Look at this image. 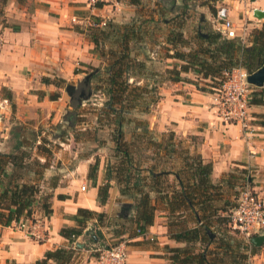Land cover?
Masks as SVG:
<instances>
[{"label": "crops", "instance_id": "0c3cea01", "mask_svg": "<svg viewBox=\"0 0 264 264\" xmlns=\"http://www.w3.org/2000/svg\"><path fill=\"white\" fill-rule=\"evenodd\" d=\"M86 1L37 0L39 4L32 11L30 19L21 16L14 22L18 26L17 30L0 27V92L9 93L11 100L12 94L14 97L11 102L5 95L1 96L3 101L11 102V104L2 102L4 109L9 105L21 108L25 98L23 100L20 98L29 97L24 107L30 110L31 97L37 94L33 90L35 89L33 82L39 77L51 74L67 77L72 74L78 62L94 65L96 60L89 51L92 47L90 40L81 33H75L72 23L89 27L91 16L98 19L110 16L115 18L114 21L127 20L136 10L134 4L128 0L125 1V8L122 7L121 0H110V3H103L102 6L94 8L89 7ZM12 3L14 4V1ZM253 7H264V0L253 1ZM77 13L80 16H77ZM119 16L123 17L118 18ZM193 74L192 71L182 72L183 80L176 82L158 80L159 98L149 114V126L160 133L169 129L173 133L176 149L184 150L189 155L199 154L202 162H210L212 165L210 177L213 183L228 173L238 176L244 170L250 176L249 186L264 201V126L259 123L260 117L251 114L255 109H258L259 113L263 112L262 106H250L251 119L248 131L242 130L238 124L225 123L212 104L211 87L209 91L201 90L194 81L186 80L192 78ZM178 150L174 155H178ZM81 158L83 159L77 160L74 167L67 169L65 174L80 175L77 177L79 180L91 182L92 180L88 178L91 158L84 156ZM171 160L177 161L173 167L175 170L183 163L178 156ZM173 177L174 175H169V180L178 188ZM239 180L232 179L228 183L231 185L227 184L224 187L229 190L237 188ZM61 181L55 185L45 181L47 188L51 190L48 199L51 213L45 214L40 203L33 212V217L41 222L45 232L42 240H36L12 225H0V264H35L47 250L68 246L69 241L59 234V230L63 226H76L73 216L77 209L82 207L98 212L107 211L116 204L115 199L120 194L119 185L111 179L106 203L99 202L98 187L106 182L100 170L94 185L91 184L85 191H81L79 187L78 191L68 192ZM59 194L63 197L59 198ZM149 194L155 204V211L153 223L145 233L132 238L127 232L118 235L122 229L118 230L116 223L111 225L112 229L109 230L108 223L94 226L91 219L83 234L77 237L82 241L87 234L92 242L88 247L90 249H86L80 256H73L69 264H99L97 256L92 253L96 249L92 246L104 245L105 241L109 242L108 240L118 241L124 245L126 249L124 264H173L169 258V248L183 247L185 242L172 239L169 234L179 228L178 221H183L181 225L184 228L198 224L189 210L170 211L168 206L170 192L165 196L159 192ZM103 228H107V235ZM97 230H100L103 238L98 239L95 234ZM227 233L234 234L233 238L241 242L244 253L249 252L244 249L246 245L250 246L249 243L233 231ZM123 240L125 243H122ZM194 244L197 252L200 244L198 242ZM72 246L74 249L76 246L84 247L83 243L79 245L76 239ZM212 247L213 245H210V248ZM255 247V252L248 256V264H264V241Z\"/></svg>", "mask_w": 264, "mask_h": 264}, {"label": "trees", "instance_id": "16d2710c", "mask_svg": "<svg viewBox=\"0 0 264 264\" xmlns=\"http://www.w3.org/2000/svg\"><path fill=\"white\" fill-rule=\"evenodd\" d=\"M19 5H23L25 0H13ZM138 1V0H136ZM9 0H0V27H11L17 30L16 24H8L4 7ZM164 2L174 5V0H164ZM171 10V9H170ZM107 25V22H106ZM98 32H91L90 39L94 44L95 51L100 55H108L107 63L104 67L106 77L103 85H99L101 93L104 96L103 111L113 119V154L116 159L111 171L105 174L106 182L98 187V198L101 204H105L108 199L109 181L114 179L119 185V193L131 199V208L133 209L131 217V227L121 228L120 233H128L130 238L137 237L145 233L146 229L153 223L155 204L150 197V192H159L164 196L170 192L168 206L170 211L174 209L189 210L196 219L197 226L184 228L181 222H177L178 229L169 234L170 238L177 241H184L183 247H171L170 261L173 264H248L249 254H253L255 246H245L243 252L241 242L230 236L225 229V219L221 212H225L222 204L214 203L215 196H218L222 188L231 182L232 179L244 180L245 186H249L250 176L243 170L241 173L234 175L228 173L221 179L213 183L211 181L212 165L210 162H202L200 155H189L184 150L176 149L173 141V133L169 132L168 142L157 144L156 154L160 157L171 156L178 150L179 157L183 163L177 170L173 166L156 169L155 166L143 168L138 166L132 157V141H127L124 137V120L126 114L137 110L141 113L148 114L150 107L158 101L157 91L158 80L180 81L183 80L182 72L192 71L201 75L203 78L218 79L225 69L232 67H242L247 72L252 73L264 64V23L261 28L255 29L251 34L249 45H241L237 38L227 39L221 37L218 32H198L195 36L197 39L196 46H190V38L185 37L179 25L167 30L164 35L162 45L167 44L174 51L171 57L179 59L182 64L165 68L163 72L148 70L146 66L147 56L144 50L146 39H151L148 30L140 22H128L125 24L111 23L110 31H100V28H91ZM148 33V35H147ZM102 37H108V40L116 47L103 51L104 45ZM105 41V39H104ZM103 43V44H102ZM153 42L152 44H155ZM151 44V42H149ZM187 47V51H181L176 48ZM133 46L143 49L144 60L138 59V56L132 54ZM90 79L99 77L100 70L95 68ZM161 78V79H160ZM129 79L133 80V86L130 85ZM62 80V79H61ZM144 84H137L138 81ZM41 81L45 84L58 83L50 80L49 77H42ZM60 81V80H59ZM251 105L264 107V87L252 86ZM203 90V89H201ZM8 100H11L9 93L5 94ZM56 99L54 96L51 100ZM73 107L78 106L72 103ZM69 119L73 122L75 117L74 110L69 111ZM259 123L264 126V112L259 114ZM149 124L144 120L134 125L133 134L138 138H144L146 134H152L149 130ZM141 129L140 132H136ZM11 136L14 143L10 152L0 151V225L8 226L13 221L20 218L34 220V209L40 203L45 214L51 213V206L48 201L51 194L44 197V202H37L38 193L40 192L36 179H25L24 170L27 169L24 162L26 154L22 150L25 146V138L19 130H12ZM40 147V146H36ZM135 147V146H134ZM96 166L91 165L88 178L92 180L93 185L96 179ZM147 173H144V172ZM169 175H174L178 188L173 181L169 180ZM231 185V184H228ZM250 187V186H249ZM242 188V189H243ZM161 195V196H163ZM58 197H63L59 194ZM236 201L229 208L227 217L235 207ZM103 212H96L88 208H78L73 219L76 226H63L59 234L69 241L66 247H58L53 250H47L44 256L37 260L35 264H69L74 256L73 242L77 237L83 234L84 229L91 219H95L94 226L99 225ZM229 224V217L227 219ZM175 224V223H174ZM213 237L210 234H214ZM217 233V234H216ZM98 239L103 238L100 230L95 231ZM199 243L200 248L195 252V244ZM115 245V244H114ZM210 245H213L210 248ZM104 247H108L104 242ZM209 255V257H208Z\"/></svg>", "mask_w": 264, "mask_h": 264}, {"label": "rangeland", "instance_id": "374dc122", "mask_svg": "<svg viewBox=\"0 0 264 264\" xmlns=\"http://www.w3.org/2000/svg\"><path fill=\"white\" fill-rule=\"evenodd\" d=\"M12 1L9 0L3 11L10 25L15 24L14 22H17L21 16L30 19L32 11L39 4L37 0H25L23 5H19L15 1L13 4ZM125 1L121 0L123 8H125ZM128 1L133 3L136 8L135 13L131 16L132 19L129 17L127 20L114 21L113 19L115 18L106 16L103 19L106 20L107 25L101 27L100 31H110L111 23L125 24L130 21L142 23L144 29L148 30L149 34L153 36L151 39L144 37L143 39H146V42L143 46L148 59L146 60V66L148 70L151 69L155 72H163L165 66L171 68L174 65L178 66L182 64L179 59L171 57L174 51L171 46L168 47L167 44L162 45L160 43L163 42L167 30L173 28L175 25H179L184 36L190 38V46L195 47L197 42L195 35L198 32H217L215 27L218 25L216 9L219 5H225L230 8L229 15L237 26V32L244 36V40L236 39L241 45H249L252 32L255 29L261 28L264 23V17L258 18L253 14V9L257 8L253 7V1L255 0H174V5L170 7V3L164 2V0ZM104 3L108 4L110 0ZM102 4L99 3L97 6H102ZM18 7H22V9ZM77 16L80 15L77 13ZM120 17L123 16H119L118 18ZM91 20H98V17L91 16ZM71 25L75 33H81L90 40L92 47L89 51L96 60L94 65L78 62L71 72L72 74L67 77H60L57 74L46 76L50 80L56 81L58 83L57 86L43 83L41 78L44 76L37 78V81L33 82V88H35L33 90L37 94L31 97L32 104L30 110L28 107H24V103H26L29 97L20 98L21 100L25 98L21 108L19 106L15 108L14 105H9L8 108L4 109L1 103L8 101H3L1 98V96L6 94L5 91L0 92V151H11L14 143L11 131L13 129L19 130L25 138V146L22 150L26 154L24 162L27 169L24 170V175L26 180L36 179L37 186L40 190L37 202H44V197L51 193L45 181L52 182L55 185L59 180H62L60 183L65 185L68 192L78 191L79 187L83 184L86 189H89L91 184L93 185L92 181L89 182L85 179L79 180L77 177H80V175L65 174L67 169L74 167L77 160L83 159L81 156L91 158L89 170L91 165L97 162L96 169L94 170H96V174L100 170L101 176H105L107 172L111 171L112 165L117 162L112 156L114 147L112 140L114 128L112 123L113 119L102 110L105 98L101 93V89H98L99 85H103V80L106 77L104 67L107 63L108 55H100L93 48L94 44L90 39V33L98 31L91 30L84 25H75L73 23ZM102 39L104 42V45H102L103 51H108L109 48L116 47L115 44H112L108 40V37H102ZM153 42L156 43L152 44ZM176 48L181 51L188 50L187 47H181L179 45ZM132 54L138 56V59L144 60L143 49L133 46ZM95 68H98L101 73L99 77L90 79V74L95 72ZM193 73L192 78H186V80L194 81L200 89L209 91L210 86H215L218 83L217 79L203 78L201 75L195 72ZM87 75L89 77L86 79L85 76ZM129 83L133 86L132 79H129ZM137 84L142 85L144 82L140 80ZM69 91H71V94H69ZM52 96L56 99L51 100ZM12 100H14L13 94ZM11 102L9 101L8 103L11 104ZM73 102L77 103L78 106L73 107ZM152 108L153 106L150 107L148 114L134 110L132 113L125 115L126 119L124 120L123 127L124 137L127 141H132L135 146L131 148L133 161L143 168L150 165L155 166L156 169L161 168V166L167 167L170 165L175 167L176 160L173 161L167 156L160 157L156 154L158 150L157 144H166L168 142L167 138L169 132H171L169 129L160 133L149 126L148 128L152 134H146L144 138H138L133 134V127L136 123L144 120L149 124L148 117ZM261 109L264 112V107H261ZM70 110H74L76 114L73 122L67 119L70 116ZM261 113H259L258 109H255L251 114L255 117H260L259 114ZM140 131L141 129H137L136 132ZM177 156H180L179 153ZM177 156L174 155L173 157L172 155L171 158L174 159ZM63 174L65 175L64 177L62 176ZM244 185L245 181L243 180L237 188L229 190V188L223 187L219 195L215 196V204L221 206L225 204L223 206L226 211L220 214L225 219L224 226L227 232H232L227 223V213L232 204L237 200L239 192ZM118 196L115 199L116 204L110 209L107 211H99L104 214L101 217L100 223L103 225L108 223L109 230L112 229L111 225L115 223L117 224L118 230L131 227L133 209L130 204L132 200L121 194ZM92 220L90 221L96 223L95 219ZM103 230L107 235V228H103ZM76 241H78L79 245L83 243L84 247H75V257L84 254L86 249H90L88 247L92 242L87 234L82 241L79 238ZM108 241V246L119 243L118 241ZM122 243H125V241L123 240ZM96 246L93 245L92 248L96 249L99 247L98 245ZM92 253L98 257V251H92ZM86 254L88 253L86 252Z\"/></svg>", "mask_w": 264, "mask_h": 264}, {"label": "built area", "instance_id": "2783aa9c", "mask_svg": "<svg viewBox=\"0 0 264 264\" xmlns=\"http://www.w3.org/2000/svg\"><path fill=\"white\" fill-rule=\"evenodd\" d=\"M107 0H87L89 7H97L99 3ZM264 10V7L260 8ZM254 10V9H253ZM228 6L219 5L216 9V30L223 38H237L244 40V36L237 32V26L230 17ZM75 20V18H74ZM106 25V20H90L89 27L101 28ZM250 73L242 67H232L223 70L217 79L218 83L211 87L212 104L215 106L223 122L238 124L242 130L248 131L250 114V100L253 91L252 84L247 80ZM85 185L80 186L85 191ZM229 227L242 237L245 242L251 244L253 236H264V201L259 194L248 185L240 190L235 207L231 210ZM14 228L22 230L36 240H42L45 232L41 222L37 219L20 218L13 221ZM97 260L99 264H124L126 251L123 244H116L108 247L99 246Z\"/></svg>", "mask_w": 264, "mask_h": 264}, {"label": "water", "instance_id": "95a60500", "mask_svg": "<svg viewBox=\"0 0 264 264\" xmlns=\"http://www.w3.org/2000/svg\"><path fill=\"white\" fill-rule=\"evenodd\" d=\"M253 14H254V16H256L258 18L264 17V10H262L260 8H254ZM88 77H89V75L85 76L86 79ZM247 80L250 84H252L256 87H264V64L260 68H258L256 71L250 73L247 77ZM69 94H71V91H69ZM81 96H82V94H81ZM210 236L213 237V234H210ZM93 238H95V236H93ZM263 241H264L263 235L253 236L250 238L251 244H253L255 246L261 245ZM96 242L97 241L95 239V243ZM101 246H104V245L101 244Z\"/></svg>", "mask_w": 264, "mask_h": 264}]
</instances>
